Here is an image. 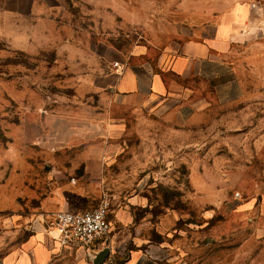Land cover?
Instances as JSON below:
<instances>
[{"label": "rangeland", "instance_id": "rangeland-1", "mask_svg": "<svg viewBox=\"0 0 264 264\" xmlns=\"http://www.w3.org/2000/svg\"><path fill=\"white\" fill-rule=\"evenodd\" d=\"M122 1L121 13L60 0L57 14L36 16L24 14L32 0H0V261L34 224L47 230L56 192L75 184L52 165L71 153L57 148L101 142L104 179L77 187L87 209L111 201V230L95 241L111 249L105 264L132 249L152 264H264V31L254 47L236 48L231 83L166 73L200 104L180 119L175 101L92 84V57L106 52L108 73L116 61L155 67L196 39L184 33L198 22L186 21L182 1ZM125 227L124 247L113 250L110 237Z\"/></svg>", "mask_w": 264, "mask_h": 264}, {"label": "crops", "instance_id": "crops-1", "mask_svg": "<svg viewBox=\"0 0 264 264\" xmlns=\"http://www.w3.org/2000/svg\"><path fill=\"white\" fill-rule=\"evenodd\" d=\"M90 1V0H86ZM186 21L198 22L190 27L196 39L184 41L180 49L170 60L162 59L155 67L147 65L128 66L125 62H118V66H111L107 72V54L95 56L88 60V68L98 71L92 78V84L105 89L109 87L115 95H140L149 97L163 104L175 101L173 112L182 119L187 108H199L200 104L191 97V90L179 86L166 76L167 72L182 78L197 77L216 84L231 83L230 77H235L236 61H232L236 48L240 46L254 47L259 43L264 31V8H253L251 4L259 0H178ZM48 7L46 0H32L28 11L21 13L39 16L48 10L57 14L60 0H52ZM264 3L263 0L259 1ZM108 3L115 6L116 12H123L122 0H99V4L106 7ZM58 27V26H57ZM264 43V42H262ZM264 45V44H263ZM65 47V48H64ZM70 52L77 53L75 46H64ZM259 47V46H258ZM85 48V47H84ZM100 55V53H98ZM102 57V62L101 58ZM102 63V64H101ZM112 65V64H110ZM101 69L103 72L101 73ZM82 147V148H81ZM81 148L79 152H73ZM57 149L71 150L64 157L52 156L53 166H65L72 175L75 184H69L68 193L56 192V204L51 211H83L88 202L85 194L77 187L79 182H100L105 177V146L103 143L93 142H65ZM68 151L65 153V155ZM66 174L65 172H63ZM68 174V173H67ZM79 198L76 202L70 198ZM35 230L24 241L15 246L1 258L0 264H53L62 261L66 264H88L96 252L105 243L91 244L90 248L62 247L43 225L38 223ZM126 227L110 237V245L114 249L124 247ZM98 247V250L91 249ZM120 252V251H119ZM144 252L131 250L129 255L117 264H152ZM112 264V262L107 263Z\"/></svg>", "mask_w": 264, "mask_h": 264}, {"label": "built area", "instance_id": "built-area-1", "mask_svg": "<svg viewBox=\"0 0 264 264\" xmlns=\"http://www.w3.org/2000/svg\"><path fill=\"white\" fill-rule=\"evenodd\" d=\"M253 8L264 4L253 2ZM118 65V62H115ZM109 197L103 196L95 208L83 211H60L47 228L48 233L66 248H90L97 239L105 236L111 230Z\"/></svg>", "mask_w": 264, "mask_h": 264}, {"label": "water", "instance_id": "water-1", "mask_svg": "<svg viewBox=\"0 0 264 264\" xmlns=\"http://www.w3.org/2000/svg\"><path fill=\"white\" fill-rule=\"evenodd\" d=\"M111 249L109 247L101 249L93 257V264H105L107 257L110 255Z\"/></svg>", "mask_w": 264, "mask_h": 264}]
</instances>
